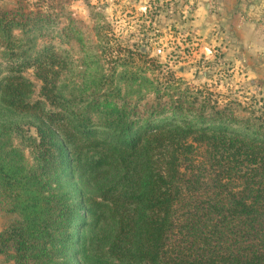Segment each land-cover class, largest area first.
Segmentation results:
<instances>
[{
  "label": "trees",
  "instance_id": "trees-1",
  "mask_svg": "<svg viewBox=\"0 0 264 264\" xmlns=\"http://www.w3.org/2000/svg\"><path fill=\"white\" fill-rule=\"evenodd\" d=\"M44 24L0 11V202L18 218L0 234V255L16 264H264V126L177 79L149 83L167 101L141 115L110 107L109 92L69 95L70 54L36 52L44 36L33 31Z\"/></svg>",
  "mask_w": 264,
  "mask_h": 264
},
{
  "label": "rangeland",
  "instance_id": "rangeland-1",
  "mask_svg": "<svg viewBox=\"0 0 264 264\" xmlns=\"http://www.w3.org/2000/svg\"><path fill=\"white\" fill-rule=\"evenodd\" d=\"M110 7L107 1L0 0L2 13L48 23L33 31L36 36H44L38 39L36 52L53 48L58 54H70L61 78L69 95L91 98L93 93L101 96L109 92L106 101L110 107L126 110L129 116L141 115L167 101L165 93L161 91L157 96L149 83L163 86L177 79L199 92L202 99L219 107L227 105L249 127L264 126V102L246 96V88L233 84L223 67L213 75L202 53L195 61L191 52L177 50L174 31L169 35L172 38L165 39L160 34L158 11L151 10L152 27L139 25L134 32L126 33L129 28H119ZM13 35L18 40L25 39L20 30ZM0 64L7 62L0 59ZM25 76L35 85L37 98L41 83L36 81L33 70ZM30 134L34 131L30 130ZM15 145L20 146L19 139ZM26 157L28 168L33 169L31 153L26 152ZM4 206L0 202V234L18 220L7 214ZM0 264L16 263L13 258L0 255Z\"/></svg>",
  "mask_w": 264,
  "mask_h": 264
},
{
  "label": "crops",
  "instance_id": "crops-1",
  "mask_svg": "<svg viewBox=\"0 0 264 264\" xmlns=\"http://www.w3.org/2000/svg\"><path fill=\"white\" fill-rule=\"evenodd\" d=\"M110 8L126 33L152 27L151 10L158 11L160 34L172 38L174 31L177 50L195 61L202 53L213 75L223 67L246 96L264 102V0H112Z\"/></svg>",
  "mask_w": 264,
  "mask_h": 264
},
{
  "label": "water",
  "instance_id": "water-1",
  "mask_svg": "<svg viewBox=\"0 0 264 264\" xmlns=\"http://www.w3.org/2000/svg\"><path fill=\"white\" fill-rule=\"evenodd\" d=\"M112 4V0H107V5H111Z\"/></svg>",
  "mask_w": 264,
  "mask_h": 264
}]
</instances>
